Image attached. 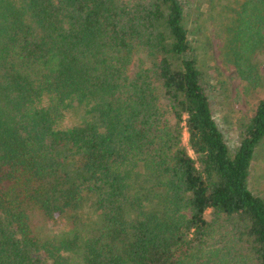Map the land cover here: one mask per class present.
<instances>
[{
  "label": "trees",
  "instance_id": "obj_1",
  "mask_svg": "<svg viewBox=\"0 0 264 264\" xmlns=\"http://www.w3.org/2000/svg\"><path fill=\"white\" fill-rule=\"evenodd\" d=\"M204 1L0 0V264H264V97L232 149L189 34ZM237 21L249 80L264 0Z\"/></svg>",
  "mask_w": 264,
  "mask_h": 264
},
{
  "label": "rangeland",
  "instance_id": "obj_2",
  "mask_svg": "<svg viewBox=\"0 0 264 264\" xmlns=\"http://www.w3.org/2000/svg\"><path fill=\"white\" fill-rule=\"evenodd\" d=\"M243 0H212L196 4L188 25L193 44L198 47L197 56L205 73V86L210 96L215 118L223 130L226 140L235 149L241 138V125L255 113L257 103L264 97V42L253 52L250 60L251 79L243 78L234 61L237 11ZM139 58L131 67L137 70ZM83 109L70 111L63 123L69 127L80 123ZM184 143L188 134L184 132ZM251 189L264 197V143L256 151L250 175ZM210 212V211H209ZM208 212V218L211 216ZM66 229L59 223L45 230L48 237Z\"/></svg>",
  "mask_w": 264,
  "mask_h": 264
}]
</instances>
